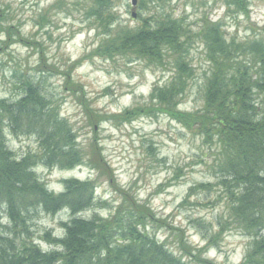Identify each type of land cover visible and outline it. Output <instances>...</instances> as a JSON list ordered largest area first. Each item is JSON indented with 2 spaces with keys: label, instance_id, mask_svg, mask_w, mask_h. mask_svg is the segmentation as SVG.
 Returning a JSON list of instances; mask_svg holds the SVG:
<instances>
[{
  "label": "rangeland",
  "instance_id": "rangeland-1",
  "mask_svg": "<svg viewBox=\"0 0 264 264\" xmlns=\"http://www.w3.org/2000/svg\"><path fill=\"white\" fill-rule=\"evenodd\" d=\"M109 1L113 33L136 29L142 19L160 16L182 20L192 35L204 20L221 25L227 40L243 42L264 33V0H247L245 14L227 10L221 0H136L135 7L131 0ZM92 4L93 0H0V21L6 29L0 36V99L14 103L22 94V83L33 80L75 136L84 163L93 160L99 169L37 165L35 175L55 194L66 180L92 182L97 206L82 217L96 214L106 219L127 198L146 204L152 217L139 232L187 264H242L251 240L236 231L219 234L218 222L226 221L227 215L214 147L166 113L151 111L158 108L155 101L150 103L152 89L172 78L173 61L147 66L132 54L116 55L111 61L93 58L91 51L103 35L87 16ZM190 45L184 61L192 71L185 94L176 101L180 113L203 107L210 72L199 38ZM67 79L77 86L73 92L66 87ZM135 110L142 113L125 122L123 114ZM4 134L8 150L18 159L40 150L35 136L15 135L8 128ZM30 212L27 236H19V230L17 239L29 238L44 251L58 250L45 237L63 238L62 224L69 212ZM181 241L191 253L182 250ZM199 250L203 252L197 258Z\"/></svg>",
  "mask_w": 264,
  "mask_h": 264
},
{
  "label": "trees",
  "instance_id": "trees-1",
  "mask_svg": "<svg viewBox=\"0 0 264 264\" xmlns=\"http://www.w3.org/2000/svg\"><path fill=\"white\" fill-rule=\"evenodd\" d=\"M221 1L227 10L246 12L247 0ZM92 9L87 16L95 20L96 30L103 35L91 51L93 58L111 61L116 55L132 54L147 66L173 61L172 78L152 89L150 103L155 101L158 108L151 111L166 113L214 147L219 170L216 178L227 215L226 221L218 222L219 234L236 231L246 236L251 242L242 264H264V33L243 42L227 40L221 25L204 20L203 27L192 35L182 20L162 16L142 19L136 29L113 33L110 1L93 0ZM2 22L0 36L6 31ZM197 37L210 66L203 107L180 113L176 101L185 94L192 71L184 58L191 40ZM65 83L72 92L77 88L70 79ZM22 87L14 103L0 99V264H187L165 245L139 232L152 217L146 204L127 198L106 219L96 214L86 218L81 214L97 206L92 182L66 180L61 192L48 191L35 175L37 165L69 171L83 166L99 169L93 160L84 163L75 136L39 85L27 80ZM141 113L125 112L123 119L130 122ZM6 128L15 135L35 136L38 153L16 158L6 146ZM36 209L48 215L69 212V220L62 224L63 238L45 237L48 244L58 245V250L44 251L29 238L17 239L19 230V236H27L29 214ZM181 247L191 253L184 241ZM202 252L195 251V257Z\"/></svg>",
  "mask_w": 264,
  "mask_h": 264
},
{
  "label": "water",
  "instance_id": "water-1",
  "mask_svg": "<svg viewBox=\"0 0 264 264\" xmlns=\"http://www.w3.org/2000/svg\"><path fill=\"white\" fill-rule=\"evenodd\" d=\"M135 5H136V0H131V6L135 7ZM132 18H135L134 14H132Z\"/></svg>",
  "mask_w": 264,
  "mask_h": 264
}]
</instances>
